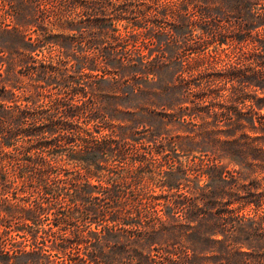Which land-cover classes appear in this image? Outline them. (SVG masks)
Returning <instances> with one entry per match:
<instances>
[{"label":"trees","instance_id":"1","mask_svg":"<svg viewBox=\"0 0 264 264\" xmlns=\"http://www.w3.org/2000/svg\"><path fill=\"white\" fill-rule=\"evenodd\" d=\"M17 237L264 264V0H0V257Z\"/></svg>","mask_w":264,"mask_h":264},{"label":"rangeland","instance_id":"2","mask_svg":"<svg viewBox=\"0 0 264 264\" xmlns=\"http://www.w3.org/2000/svg\"><path fill=\"white\" fill-rule=\"evenodd\" d=\"M231 168H238L237 165L234 163L230 164ZM17 242L20 243V251L18 256L12 261H8L5 257H0V264H61L60 261H58V257L52 256L50 258L51 263L48 261V259L40 258L39 254H35L33 252V248L30 245H25L24 238L23 237H17Z\"/></svg>","mask_w":264,"mask_h":264}]
</instances>
